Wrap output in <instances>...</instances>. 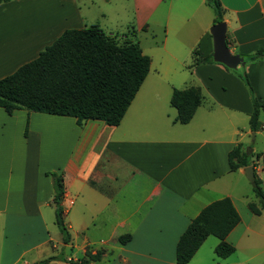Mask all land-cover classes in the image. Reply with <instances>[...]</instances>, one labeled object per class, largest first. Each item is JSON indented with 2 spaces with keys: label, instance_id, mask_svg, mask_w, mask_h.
<instances>
[{
  "label": "crops",
  "instance_id": "crops-1",
  "mask_svg": "<svg viewBox=\"0 0 264 264\" xmlns=\"http://www.w3.org/2000/svg\"><path fill=\"white\" fill-rule=\"evenodd\" d=\"M84 1L0 4V79L34 60L64 30L92 25L137 42L150 58L149 71L117 126L98 120L77 126L74 118L22 110L7 115L0 109L6 144L0 149V264H37L59 255L49 228L58 229L50 173L63 179L62 219L70 235L64 246L73 250L82 238L80 258L62 256L66 260L101 252L89 264H176L177 242L191 220L208 204L229 198L240 221L226 241L234 253L245 248L261 256L258 263L248 258L232 264H264V212L254 215L248 206L253 202L231 192L226 181L231 174L245 178V168L232 172L228 164L238 145L252 154L253 176L259 162L264 172L263 155L247 147L246 138L259 132L245 126L252 113L250 93L221 64L192 66V52L214 25L213 10L205 0H125L121 7L128 20L107 31L86 22ZM219 1L229 51L242 56L264 48V0ZM129 31L133 36H126ZM208 44L212 50V38ZM244 70L253 96L264 103V59L246 63ZM188 78L203 102L187 124H179L170 97L191 87ZM125 234L130 240L121 245L118 237ZM95 236L103 237L100 249L93 248ZM202 245L187 264H227L232 255L222 259L214 253L222 262L194 261Z\"/></svg>",
  "mask_w": 264,
  "mask_h": 264
},
{
  "label": "trees",
  "instance_id": "trees-1",
  "mask_svg": "<svg viewBox=\"0 0 264 264\" xmlns=\"http://www.w3.org/2000/svg\"><path fill=\"white\" fill-rule=\"evenodd\" d=\"M11 0H0V4ZM214 12V24L222 21L223 10L219 0H205ZM133 36V31H130ZM208 34L192 52V66L215 63ZM228 46V43L226 42ZM246 63L264 59V48L241 56ZM150 67V58L144 54L137 42L124 40L121 44L97 25L81 29H67L38 56L13 73L0 79V109L7 115L17 110H27L52 116L74 118L77 126L88 120H98L108 126H117L124 117L130 103L142 85ZM228 71H233L224 67ZM247 87L252 102L249 118L253 133L262 129L260 114L264 103L253 96L246 73L237 75ZM203 97L197 87L174 90L170 97V106L176 110L174 122L187 124L196 109L202 104ZM252 156L240 145L228 154L230 171L246 168L252 162ZM261 155L256 154L259 158ZM53 183L55 223L62 235L64 244L70 242V235L62 219L61 200L63 198V179L56 173H50ZM252 192L258 200L259 208L253 203L249 209L254 215L264 212V192L261 182L253 176ZM240 218L229 198L214 201L205 206L191 220L179 237L175 251V263L187 264L208 236L218 239L214 253L225 259L234 253V247L226 237L239 223ZM130 235L118 237L123 245ZM101 252L87 254V258L77 261L54 256L37 264H48L63 260L69 264H89L100 258Z\"/></svg>",
  "mask_w": 264,
  "mask_h": 264
},
{
  "label": "rangeland",
  "instance_id": "rangeland-1",
  "mask_svg": "<svg viewBox=\"0 0 264 264\" xmlns=\"http://www.w3.org/2000/svg\"><path fill=\"white\" fill-rule=\"evenodd\" d=\"M85 3H87V7L84 8L82 7L83 13L86 14V22L88 24H90L89 22L95 23L98 22V24H101L102 26H104V28H106V30H110V28H115L117 27L118 24L120 23H124L126 20H128L129 16L127 15V13L123 10V8L121 7L122 5L125 4V0H85ZM105 15L104 18H102L101 15ZM106 21V22H105ZM106 24V26L104 25ZM130 34V31L128 32V34H126V36L128 37V35ZM117 37V35H115ZM148 40H155L157 38L148 35ZM126 39L124 36H118L116 38L117 42L121 44V42ZM235 72L231 71L230 73H233L234 75H242L245 72L244 67H238L236 70H234ZM189 80L187 81L188 85L186 86H196V83H194L192 81L191 78H188ZM248 90V89H247ZM249 92V91H248ZM203 96H204V103H208L209 99L207 97V95L205 94V92L203 91ZM22 111H26V112H30L27 110H22ZM174 111V114H176L175 110H171ZM264 112V111H263ZM263 112H261L260 115V121L263 123L264 122V115ZM27 122V121H26ZM25 122V129H24V137H26V131L28 129V123ZM245 126L246 128L249 126L248 124V119L245 120ZM248 144L247 147H249L253 154L254 153H260L263 155L264 157V130L263 131H259L256 135L251 136V137H247L246 138ZM3 140L0 138V149H4V146L6 147V144L2 143ZM252 157V156H251ZM250 157V158H251ZM263 170V166L261 164V162H259L257 164V178L259 181H261L264 184V172H262ZM245 176V175H244ZM227 184L229 186V189L231 190V192H233L234 194H236L237 196H244V199L246 201V203L248 202H253L256 205H258V200L257 198L254 196L253 192H252V184L250 181L247 180V178H243L239 175H229L228 178H226ZM263 187V191H264V186ZM49 225H50V221H49ZM1 225H0V233L2 231L1 229ZM50 228V235L52 238V244H54L57 247V253L60 255H58L59 257L62 256H73V257H78L80 258V255L78 254V250L77 247L81 246V241L82 238L78 237L75 240V249L70 250V248H67L64 246V243L62 241V235L61 233L58 231V229L56 227L52 228L51 226ZM92 240L94 242H97L96 244H94L93 248H97L100 249L103 247V245L101 243H99L100 240H103V237H92ZM253 241H256V239H254ZM259 241V239H258ZM217 243V239L214 237H209L208 240L202 245L201 249L199 250L198 254H197V258L194 259V261H197V259L199 258H203L204 261L207 262H222L221 260H216L215 255H214V249L216 247ZM251 249V248H248ZM245 250V248H244ZM240 250L237 253L232 254L227 260H225L224 262L227 264H232L235 263L237 261H244L245 259L251 258L252 263H258L260 261L261 256L256 255V253L254 252H249L246 250ZM212 260V261H211ZM194 263V262H192ZM99 264H105V263H99Z\"/></svg>",
  "mask_w": 264,
  "mask_h": 264
},
{
  "label": "water",
  "instance_id": "water-1",
  "mask_svg": "<svg viewBox=\"0 0 264 264\" xmlns=\"http://www.w3.org/2000/svg\"><path fill=\"white\" fill-rule=\"evenodd\" d=\"M209 33L212 38V59L215 63L231 70L245 66V60L240 55L232 54L226 45V24L224 22L214 24L210 28ZM244 175L251 182L253 180V167H246Z\"/></svg>",
  "mask_w": 264,
  "mask_h": 264
}]
</instances>
